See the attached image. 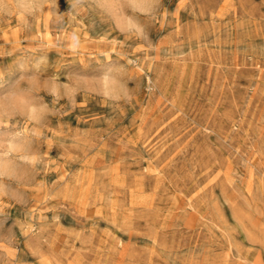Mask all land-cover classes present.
<instances>
[{
    "label": "rangeland",
    "instance_id": "374dc122",
    "mask_svg": "<svg viewBox=\"0 0 264 264\" xmlns=\"http://www.w3.org/2000/svg\"><path fill=\"white\" fill-rule=\"evenodd\" d=\"M72 30L79 52L54 47ZM150 33L151 54L106 23L0 19V91L21 74L15 58L40 48L62 80L139 61L118 108L47 98L30 205L0 202L4 230L29 215L48 225V254L38 261L22 240L24 264H264V0H162Z\"/></svg>",
    "mask_w": 264,
    "mask_h": 264
},
{
    "label": "clouds",
    "instance_id": "9594fccd",
    "mask_svg": "<svg viewBox=\"0 0 264 264\" xmlns=\"http://www.w3.org/2000/svg\"><path fill=\"white\" fill-rule=\"evenodd\" d=\"M161 8L162 0H69L68 10L61 12L59 0H0V19L20 17L22 26L30 29L38 16L48 15L51 25L58 31L82 19L93 28L106 23L120 35L138 41L151 54L156 51V44L151 40L150 29L159 18ZM81 45V33L72 30L54 47L79 52ZM49 54L47 48L22 52L13 61L21 74L0 91V202L26 208L30 205L28 189L36 186L45 164L38 146L41 137L37 132L43 131L56 110L48 97L57 102L64 101L71 108L78 103V97L95 95L105 101L106 106L118 108L130 103L134 94L129 85L135 82L128 74L131 67L139 66V61L130 65L127 61L108 60L98 75L71 71L62 80L60 71L48 74L53 68ZM176 54L183 55L182 52ZM2 80L3 74L0 73ZM7 215L8 212L0 206V217ZM59 222L58 215L51 218V223ZM46 227L48 225L31 215L24 229L16 221L7 230L0 224V264H24L21 260L22 240L29 244L38 261L47 255L45 249L50 237L45 232Z\"/></svg>",
    "mask_w": 264,
    "mask_h": 264
}]
</instances>
